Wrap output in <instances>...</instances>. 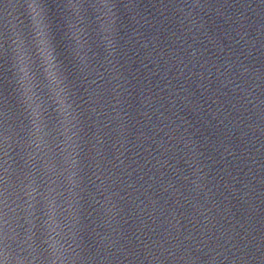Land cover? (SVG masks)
I'll return each mask as SVG.
<instances>
[{
  "label": "clouds",
  "instance_id": "obj_1",
  "mask_svg": "<svg viewBox=\"0 0 264 264\" xmlns=\"http://www.w3.org/2000/svg\"><path fill=\"white\" fill-rule=\"evenodd\" d=\"M0 264H13V258L3 248H0Z\"/></svg>",
  "mask_w": 264,
  "mask_h": 264
}]
</instances>
